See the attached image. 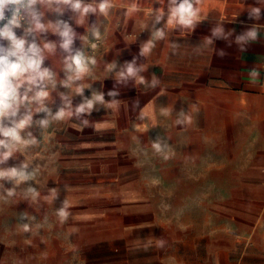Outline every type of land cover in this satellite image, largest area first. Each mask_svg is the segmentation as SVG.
Returning a JSON list of instances; mask_svg holds the SVG:
<instances>
[{
	"label": "rangeland",
	"instance_id": "1",
	"mask_svg": "<svg viewBox=\"0 0 264 264\" xmlns=\"http://www.w3.org/2000/svg\"><path fill=\"white\" fill-rule=\"evenodd\" d=\"M50 112L33 114L29 143L0 164L30 173L0 181V264H264V167L211 169L166 133L117 139Z\"/></svg>",
	"mask_w": 264,
	"mask_h": 264
},
{
	"label": "crops",
	"instance_id": "2",
	"mask_svg": "<svg viewBox=\"0 0 264 264\" xmlns=\"http://www.w3.org/2000/svg\"><path fill=\"white\" fill-rule=\"evenodd\" d=\"M111 4L106 14L97 11L82 22L71 12L61 17L75 30L73 48L88 58V70L80 80L64 87L67 54L58 46L53 53H46L44 66L56 74L55 87L48 86L46 106L58 111L63 104L61 93L69 96L73 108L83 98H92L93 92L103 93L104 102L97 103L90 115L67 118L82 125L87 120L88 126L83 125L87 132L117 139L166 133L173 145L170 150L208 158L215 162L209 165L211 169L243 165L263 171L264 0H202L190 28L167 24L168 0H111ZM133 4L135 10H131ZM253 7L261 9L258 20L250 18ZM157 9L165 12L159 23L155 20ZM41 10L45 22L57 18L48 9ZM217 28L221 32L213 35ZM253 28L258 33L255 40L246 36ZM93 29L99 32L98 37ZM158 29L163 30V38L155 36ZM241 36L245 39L238 40ZM59 39L49 31L38 42L41 46L44 42L58 45ZM143 48L148 50L141 54ZM134 59L137 75L120 80L118 73ZM253 70L257 76L251 75ZM87 85L83 97L76 93L77 86ZM109 92L116 95L109 96ZM112 101L118 102L115 108L110 107ZM181 111L190 117V123H175L183 119ZM79 123L70 124L67 131L85 133ZM185 156L188 159L187 153Z\"/></svg>",
	"mask_w": 264,
	"mask_h": 264
},
{
	"label": "clouds",
	"instance_id": "3",
	"mask_svg": "<svg viewBox=\"0 0 264 264\" xmlns=\"http://www.w3.org/2000/svg\"><path fill=\"white\" fill-rule=\"evenodd\" d=\"M163 3V0H160ZM202 0H168L167 24H174L185 28H190L196 20L200 11L197 5ZM112 7L111 0H0V164L6 163L17 150L20 143L24 141L21 131L32 123L34 113H46L51 115L50 109L46 106L50 93L48 86L51 83L55 87V73L49 67L44 66L46 53H53L57 46L67 55L64 57V71L66 79L62 81L64 87H70L75 81L82 78L88 70V58L80 50H74L73 44L77 34L71 24L62 19L65 12H71L82 19L89 14L99 11L106 14ZM41 8H46L57 17L54 21L45 22V12ZM136 5L131 6L135 10ZM261 9L253 7L250 18L260 19ZM165 16L163 9L156 10L155 20L159 23ZM22 29L18 34L17 30ZM52 34L58 36L59 44L44 42L43 46L38 42L42 34ZM221 32L217 28L213 35ZM93 34L99 36V32L93 29ZM258 33L253 28L246 33L248 38L256 39ZM155 36L163 38L164 32L158 29ZM245 39L244 36L238 40ZM6 42V43H5ZM148 49L143 48L141 54ZM139 69L135 67V59L127 63L125 69L118 73L120 80L135 77ZM252 76H257L258 72L253 70ZM141 82L143 78L141 77ZM156 81L153 80V85ZM84 87L77 86L75 91L83 97ZM109 96H115V92H109ZM63 104L56 112L55 118L60 119L66 115H75L80 118L82 114L90 115L97 103L104 102L103 93L93 92L92 98H83V102L72 107V100L64 93L60 94ZM117 101H112L110 107L115 108ZM183 119H177V125L190 123V117L183 111L179 114ZM143 118V113L141 114ZM42 126L48 124L44 119L39 122ZM88 121L83 120V125L88 126ZM155 122L153 121V124ZM31 135V133H29ZM35 143V141H31ZM152 147L157 152H162L167 147L162 144L159 138L153 142ZM30 173L27 172V165L21 167L0 168V181H24L28 179ZM3 185L0 184V188ZM34 196L38 195L34 188H29ZM51 198L57 196V189H51ZM8 196L14 195L13 190H8ZM68 202L65 200L58 209V215L62 218L68 216L66 209ZM25 232L31 230L28 224L23 225Z\"/></svg>",
	"mask_w": 264,
	"mask_h": 264
}]
</instances>
